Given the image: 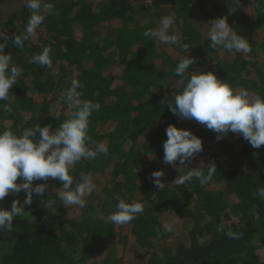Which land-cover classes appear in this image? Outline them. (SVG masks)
Returning a JSON list of instances; mask_svg holds the SVG:
<instances>
[{"label": "trees", "instance_id": "trees-1", "mask_svg": "<svg viewBox=\"0 0 264 264\" xmlns=\"http://www.w3.org/2000/svg\"><path fill=\"white\" fill-rule=\"evenodd\" d=\"M139 1L46 0L59 14L47 15L19 48L13 38L25 32L31 11L26 0H0V32L8 41L4 52L12 54V65L22 68L9 100L0 101V131L19 135L37 123L58 128L71 116L61 97L76 78L83 85L78 89L82 99L101 105L89 118V144L103 142L109 149L106 156L82 159L70 170L74 186L81 173H91L97 185L85 197L84 208L63 205L58 179L33 182L48 187L43 196L33 195L11 231L0 232V264H264V198L256 195L264 187V145L253 148L231 132L217 141L216 133L195 120L179 119L167 106L190 75L201 71L215 73L237 92L246 90L241 79L251 80L256 88L247 90L250 98L264 97V69L255 60L256 45L260 42L264 49V0ZM10 6L15 8L8 13ZM166 15L174 17L171 34L190 46L187 52L143 35L146 29H158L159 17ZM223 16L252 51L233 50L229 62L211 67L206 59L218 47H211L208 25ZM44 47L51 48V68L29 62ZM187 55L196 61L179 77L175 68ZM163 80L167 84L160 88ZM5 104L11 112L3 111ZM170 124L203 140V151L185 165L163 162ZM210 162L217 170L207 185L195 178L172 183L193 168L206 174ZM146 169L164 171L165 190L141 187ZM24 198L23 191L10 193L0 207L10 209L14 199L22 203ZM121 199L144 203V212L124 225L111 222ZM49 200L56 202L51 209L45 206ZM166 224L172 225L171 232ZM181 230L188 243L171 239ZM229 231L238 238H229ZM113 244L115 255L110 253Z\"/></svg>", "mask_w": 264, "mask_h": 264}, {"label": "clouds", "instance_id": "clouds-1", "mask_svg": "<svg viewBox=\"0 0 264 264\" xmlns=\"http://www.w3.org/2000/svg\"><path fill=\"white\" fill-rule=\"evenodd\" d=\"M26 6L31 11L26 30L13 38L14 46L19 48H23L25 41L35 35L47 15L59 14L54 5L46 0H26ZM174 22L172 15H166L160 20L158 29H146L143 35L162 44L178 45L186 51L190 46L182 44L178 34H169ZM207 38L213 48L222 47L244 54L252 51L248 40L230 26L227 16L211 20ZM0 41H3L0 43V101H6L9 100L10 88L22 76V68L12 65V54L4 52L8 42L6 33L0 32ZM195 61L196 58L189 55L182 58L175 68V74L183 77ZM29 62L51 68V48L44 47L43 51L31 57ZM82 87L79 79L73 78L70 86L64 90L61 99L71 110V116L58 128L53 129L50 124L42 127L37 123L34 127L25 128L19 135L10 129L0 131V201L10 193H25L22 203L19 199H14L10 209L0 207V232L13 229V220L24 215V206L32 203L34 194L44 195L48 185H34L33 182L37 180L47 181L51 178L62 182L63 191L59 199L64 206H87L85 197L90 196L97 187L93 175L81 173L79 182H75L74 186V177L70 170L82 159L106 156L109 149L103 142L95 143L94 147L89 144V118L101 105L82 99L83 94L78 90ZM167 106L179 119L195 120L216 133L217 141L224 139L231 132L242 135L253 148L259 149L264 145V97L256 95L250 98L247 90L237 92L211 71L191 74L182 92L175 96L174 103L170 102ZM3 111L11 112L12 109L10 105L5 104ZM166 136L163 144L165 164L175 166L178 161L180 165H185L186 161L190 162L203 151L202 138L189 129L170 124L166 128ZM207 166L206 174L200 168H193L186 174L177 176L172 183L183 185L195 178L203 187L212 180L217 170L215 163L210 162ZM163 176V170L151 173L155 187L161 191L168 186L162 181ZM18 178L21 181L19 183ZM256 195L264 198V187L258 188ZM55 203L54 200H49L45 206L51 209ZM144 209L145 204L142 202L128 203L121 199L116 211L110 214L109 220L124 225L136 219ZM165 228L169 232L173 230L171 224H166ZM227 236L238 238L232 231L227 232Z\"/></svg>", "mask_w": 264, "mask_h": 264}, {"label": "rangeland", "instance_id": "rangeland-1", "mask_svg": "<svg viewBox=\"0 0 264 264\" xmlns=\"http://www.w3.org/2000/svg\"><path fill=\"white\" fill-rule=\"evenodd\" d=\"M132 1H135L134 3L135 4H140L141 2L138 0V1H136V0H132ZM150 1V0H149ZM143 2L144 4H151L150 2ZM138 2V3H137ZM162 7L163 8H165V5H163L162 4ZM5 8H7V7H4V9ZM15 7L14 6H10L9 8H8V13H11L12 12V10L14 9ZM3 9V7L0 9V10H2ZM150 11V15H151V18L153 19V16H154V11H152V10H149ZM162 19V17H159V20H158V22L160 23V20ZM174 28V24H173V26L169 29V34H171V30ZM163 45H166V44H163ZM167 46V45H166ZM231 53H232V51H229V50H225V49H223L222 47H218L217 48V51H216V53L214 54V55H212L211 56V59H206L207 60V65L208 66H211V67H216V66H219L220 65V63H225V61L226 62H229V59H230V56H231ZM255 54H256V63H257V67L259 68V69H264V49H263V46L261 45V43L259 42L257 45H256V47H255ZM202 59H204V57L202 58ZM213 60V61H212ZM201 61H204V60H201ZM199 64H201V62H199ZM118 70V69H117ZM166 81L165 80H163V81H161V84H160V88H165V86H166ZM239 85L241 86V87H243V88H245L246 90H248V89H254V88H256L254 85H253V83H252V81L251 80H246V79H241L240 80V82H239ZM59 110V108H57V110L56 111H58ZM61 110H62V108H61ZM156 165H158V166H160L161 164H156ZM155 170H152V169H146L145 170V173H144V175H143V178H142V181H141V187H144V188H146L147 190H149L150 192H155V191H157L158 190V188H156L155 187V185H154V181H153V179H152V177H151V173L152 172H154ZM162 179V178H161ZM163 181V180H162ZM107 194V189H105V190H103V192L101 193V198H103L105 195ZM102 212V211H101ZM170 237H171V239L174 241V240H178L179 242H182V243H188V239H187V232L186 231H183V230H181L180 232H178V233H172L171 235H170ZM131 240L134 242V240H136V239H133L132 237H131ZM136 245H138V243L136 244ZM113 248H114V244L112 245V247H111V254L112 255H115V252H113Z\"/></svg>", "mask_w": 264, "mask_h": 264}]
</instances>
